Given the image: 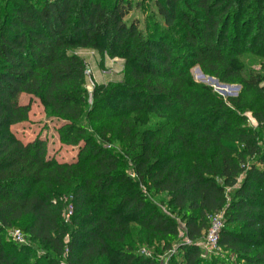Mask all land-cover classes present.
Masks as SVG:
<instances>
[{"label": "trees", "instance_id": "obj_1", "mask_svg": "<svg viewBox=\"0 0 264 264\" xmlns=\"http://www.w3.org/2000/svg\"><path fill=\"white\" fill-rule=\"evenodd\" d=\"M156 7L165 28L146 33L126 21L123 0H0V264H28L32 254L7 239L10 230L45 252L35 264H158L153 244L178 237L180 223L192 244L179 245L177 257L204 264L199 244L222 213L220 254L264 264V107L228 104L191 75L199 66L216 78L240 77L232 43L264 59V0ZM78 49L126 63L122 83L94 88L93 108ZM261 84L264 75L246 86L264 98ZM23 95L62 120V142L80 147L77 161L59 163L45 140L14 134L29 119ZM235 109L252 110L258 129L238 122ZM167 114L168 123L152 126ZM115 141L121 155L105 146ZM64 198L75 207L69 224ZM139 243L155 252L136 253Z\"/></svg>", "mask_w": 264, "mask_h": 264}, {"label": "rangeland", "instance_id": "obj_2", "mask_svg": "<svg viewBox=\"0 0 264 264\" xmlns=\"http://www.w3.org/2000/svg\"><path fill=\"white\" fill-rule=\"evenodd\" d=\"M129 7L130 11L126 17L127 22H137L140 29L146 33L153 30V28L158 25L160 28H165V23L159 16L156 0H123ZM232 29V28H230ZM178 32H175V36H179ZM232 54H235L240 60L243 66L242 75L238 78H216L209 74L203 72L201 67L196 66L191 69V75L193 79L201 84L212 87L215 92L223 98L224 101L228 102L229 99H242L244 105L246 104L255 106L256 109H261L264 107V98L255 89L248 88L246 84L248 83L251 76L264 75V59L257 56L254 52H250L248 47H242L241 44H231ZM76 54L85 59L88 63V68L91 74L88 76L86 74V89L90 94L89 105L93 108V91L96 86H105L112 83H122L125 79V68L126 63L121 58L112 59L109 55L103 56L95 50L78 49L75 51ZM264 84H261V86ZM22 104H30L29 119L20 125L12 128L14 134L22 140L24 143L32 142L36 138H41L46 141L48 148V156L51 159H55L59 163H73L77 161L79 154V146L67 145L62 142L61 138V128L63 126L62 120L48 116L44 107L40 103L39 99L31 97L29 95H23L21 98ZM240 104L242 102H239ZM242 105V104H241ZM243 107V105L241 106ZM237 115V121L242 123L243 126H248L253 129H258V122L253 116L252 110L235 109ZM168 116V118H167ZM169 115L167 114L165 118H153L152 126L159 127L163 123H168ZM99 125V124H97ZM155 125V126H154ZM89 129H91L90 125ZM114 145L105 144L109 149H114L118 154H122V147L118 142L115 141ZM264 147V142L262 143ZM130 175H134L133 171H129ZM243 177L239 178L238 184L235 189L239 188L243 182ZM234 189H228L229 198L231 197ZM165 196L155 197L154 203L159 204V200ZM65 207L63 209V219L67 224L72 223L73 217L75 215V207L72 205L71 198H64ZM160 206V205H158ZM221 215H224L223 213ZM180 223V222H179ZM180 233L178 237L168 238L165 241H156L153 246L159 249L158 254L152 255L155 250L151 249L149 245H143L139 243L136 247V253L143 255V251H147L148 254L156 257L158 264H170L171 260L173 264H183L178 255V247L181 244H186L187 239L185 236V227L183 223H180ZM14 231V230H12ZM10 230L7 233V239L19 246H28L32 250L30 260L28 264H35L45 252L39 250V246L36 242H33L29 237H25L23 243L16 242ZM140 230L134 227V232L138 233ZM134 233L133 238H137ZM207 234L201 239V243L206 240ZM140 238V237H139ZM139 240V239H138ZM171 243L170 250H164L168 244ZM151 249V251H150ZM221 252V251H220ZM207 253L202 249V259L204 264H212V261L218 260L223 263H235L244 264L243 262H237L236 256L230 251H222V253ZM174 259V260H173ZM63 264V263H62Z\"/></svg>", "mask_w": 264, "mask_h": 264}, {"label": "built area", "instance_id": "obj_3", "mask_svg": "<svg viewBox=\"0 0 264 264\" xmlns=\"http://www.w3.org/2000/svg\"><path fill=\"white\" fill-rule=\"evenodd\" d=\"M86 74L89 76L91 74V71L89 68L86 70ZM224 226V215L218 214L212 217L211 219V226L207 232L206 240L203 241L204 243L200 242V246L202 249H204L207 253H219L221 251L219 247V236L221 233V230ZM11 235L13 239L18 243H23L25 236L20 230H14L11 232ZM187 244H192L190 240L187 239ZM143 254L146 256H150V254L147 253V251H143ZM66 264V263H63ZM167 264V263H166Z\"/></svg>", "mask_w": 264, "mask_h": 264}]
</instances>
